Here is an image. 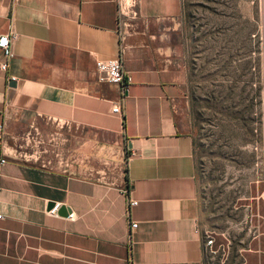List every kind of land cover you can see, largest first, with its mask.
Instances as JSON below:
<instances>
[{
	"label": "crops",
	"instance_id": "obj_1",
	"mask_svg": "<svg viewBox=\"0 0 264 264\" xmlns=\"http://www.w3.org/2000/svg\"><path fill=\"white\" fill-rule=\"evenodd\" d=\"M183 10L140 0L121 26L117 0H0V264H206ZM112 59L128 94L97 78Z\"/></svg>",
	"mask_w": 264,
	"mask_h": 264
},
{
	"label": "rangeland",
	"instance_id": "obj_2",
	"mask_svg": "<svg viewBox=\"0 0 264 264\" xmlns=\"http://www.w3.org/2000/svg\"><path fill=\"white\" fill-rule=\"evenodd\" d=\"M177 35L205 262L244 264L264 251V0H184Z\"/></svg>",
	"mask_w": 264,
	"mask_h": 264
},
{
	"label": "built area",
	"instance_id": "obj_3",
	"mask_svg": "<svg viewBox=\"0 0 264 264\" xmlns=\"http://www.w3.org/2000/svg\"><path fill=\"white\" fill-rule=\"evenodd\" d=\"M17 1V0H15ZM119 6V17L121 20V26L125 25L124 20L127 18H136L139 15L138 6L140 4V0H117ZM15 36L9 35H0V49L4 52L5 57L8 60L14 58V53L11 47L13 40H15ZM9 64L7 62L1 65V70L6 72ZM96 73L97 78L100 82L109 83L114 86L121 87L124 94H128L129 86L132 83V78L126 72L124 68V63L121 59H112V60H99L96 64ZM112 113L115 115H122V107L121 104H115ZM137 203L133 202L131 206H136ZM58 210V206L53 209L52 212H56ZM0 219L2 217L0 216ZM132 229H137L138 224L133 223ZM214 241L209 239L206 243V247L213 250Z\"/></svg>",
	"mask_w": 264,
	"mask_h": 264
},
{
	"label": "water",
	"instance_id": "obj_4",
	"mask_svg": "<svg viewBox=\"0 0 264 264\" xmlns=\"http://www.w3.org/2000/svg\"><path fill=\"white\" fill-rule=\"evenodd\" d=\"M55 207H56V204L51 203V204H49V206H48V210L51 211V210H53ZM59 214L68 217V216L71 214V210H70L69 208L62 207V208L59 210Z\"/></svg>",
	"mask_w": 264,
	"mask_h": 264
},
{
	"label": "trees",
	"instance_id": "obj_5",
	"mask_svg": "<svg viewBox=\"0 0 264 264\" xmlns=\"http://www.w3.org/2000/svg\"><path fill=\"white\" fill-rule=\"evenodd\" d=\"M243 256H247L248 257V253H246V254H243ZM263 263H264V257H263Z\"/></svg>",
	"mask_w": 264,
	"mask_h": 264
}]
</instances>
